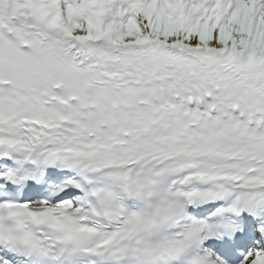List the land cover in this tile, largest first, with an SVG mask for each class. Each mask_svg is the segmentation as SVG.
Returning a JSON list of instances; mask_svg holds the SVG:
<instances>
[{
	"label": "snow or ice",
	"instance_id": "snow-or-ice-1",
	"mask_svg": "<svg viewBox=\"0 0 264 264\" xmlns=\"http://www.w3.org/2000/svg\"><path fill=\"white\" fill-rule=\"evenodd\" d=\"M0 264H264V0H0Z\"/></svg>",
	"mask_w": 264,
	"mask_h": 264
}]
</instances>
